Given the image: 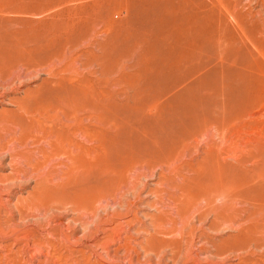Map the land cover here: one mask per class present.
<instances>
[{
    "label": "rangeland",
    "instance_id": "1",
    "mask_svg": "<svg viewBox=\"0 0 264 264\" xmlns=\"http://www.w3.org/2000/svg\"><path fill=\"white\" fill-rule=\"evenodd\" d=\"M0 88V264H264V0H0Z\"/></svg>",
    "mask_w": 264,
    "mask_h": 264
},
{
    "label": "bare ground",
    "instance_id": "2",
    "mask_svg": "<svg viewBox=\"0 0 264 264\" xmlns=\"http://www.w3.org/2000/svg\"><path fill=\"white\" fill-rule=\"evenodd\" d=\"M8 88V87H7ZM1 89V88H0ZM2 95V94H1ZM99 109V108H98ZM153 112V111H152ZM70 118V117H69ZM67 120V119H66ZM76 120V119H75ZM77 122V121H76ZM3 125V124H2ZM37 128V127H36ZM216 128V127H215ZM82 131L81 132H84L85 134H86V132L89 130V128H82L81 129ZM64 133V132H63ZM71 133H73V132H71ZM97 134H96V136L93 138V141H94V143H95V148H94V155H96L97 156V158H98V160H100V161H102V160H104V162H105V160L107 159V156H106V153H105V151L107 150V148L108 147H110V146H116L115 148L117 149V150H120L121 152H122V154L124 155V156H126L127 158H130L131 157V155L133 154V152L131 151V148L133 149V148H135L134 146H136V144H134L133 142H129V141H124L123 140V138L122 139H113L114 141L113 142H109V140H108V138H106L105 137V135H104V133L103 132H96ZM65 134V133H64ZM68 134H69V132H68ZM86 136V135H85ZM88 136V135H87ZM219 136V135H218ZM61 139V138H60ZM148 139V138H147ZM92 141V142H93ZM139 141V140H138ZM81 142V141H80ZM142 142V141H141ZM224 142V141H223ZM1 144V143H0ZM72 144V143H71ZM75 144V143H74ZM73 145V144H72ZM92 147H94V146H92ZM208 147V146H207ZM136 148H137V146H136ZM152 148V147H151ZM142 149V148H141ZM230 149V148H229ZM144 150V149H143ZM228 150V149H227ZM154 151V150H153ZM156 151V150H155ZM85 152H87L86 150H85ZM147 152H148V150H147ZM161 152V151H160ZM5 153V152H4ZM75 153V152H74ZM233 155V154H232ZM78 156H79V154H78ZM66 157V156H65ZM125 157V159H127ZM155 157V156H154ZM120 158V157H119ZM136 158L137 159H142V156L140 155V156H136ZM82 159V158H81ZM85 159H86V157H85ZM84 159V160H85ZM95 159V158H94ZM94 159H92L93 161H94ZM131 159V158H130ZM90 160V159H89ZM88 160V161H89ZM92 161V162H93ZM112 161V160H111ZM139 161V160H138ZM83 162H85V161H83ZM91 162V161H90ZM91 162V163H92ZM116 162V161H115ZM100 163V162H99ZM98 163V164H99ZM103 163V162H102ZM120 163H121V161H120ZM145 164V163H144ZM73 166V165H72ZM90 166H91V164H90ZM142 166V165H141ZM74 167V166H73ZM88 167V166H87ZM135 167V166H134ZM75 168V167H74ZM68 169V168H67ZM89 169V168H88ZM77 170V169H76ZM87 170V169H86ZM85 170V171H86ZM103 169H101V171H102ZM166 171V170H165ZM16 178V177H15ZM123 182V181H122ZM118 185V184H117ZM179 192V191H178ZM178 195V194H177ZM113 199V198H112ZM126 205V204H125ZM194 206V205H193ZM262 208V207H261ZM260 209V208H259ZM32 210V209H31ZM250 210V209H249Z\"/></svg>",
    "mask_w": 264,
    "mask_h": 264
}]
</instances>
